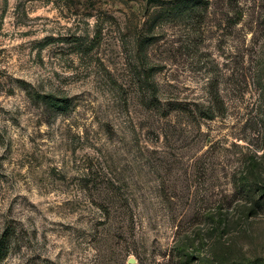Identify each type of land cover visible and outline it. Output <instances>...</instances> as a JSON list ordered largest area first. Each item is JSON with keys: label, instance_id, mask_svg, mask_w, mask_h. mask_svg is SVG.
<instances>
[{"label": "rangeland", "instance_id": "obj_1", "mask_svg": "<svg viewBox=\"0 0 264 264\" xmlns=\"http://www.w3.org/2000/svg\"><path fill=\"white\" fill-rule=\"evenodd\" d=\"M179 1L0 0V264H264V0Z\"/></svg>", "mask_w": 264, "mask_h": 264}, {"label": "trees", "instance_id": "obj_2", "mask_svg": "<svg viewBox=\"0 0 264 264\" xmlns=\"http://www.w3.org/2000/svg\"><path fill=\"white\" fill-rule=\"evenodd\" d=\"M202 1L200 0H180L177 5V10L179 14L176 17H189L196 14L197 10H199V7H201L200 3ZM183 5V6H182ZM212 106L207 107L204 112H200V115L207 119V120H214L217 117H221L224 115V105L223 101L218 93L212 94ZM47 101L49 102L50 106L57 109L58 111H66L69 107L68 100H60L57 99L54 96H49L47 98ZM157 108L161 109V105H156ZM179 107H177L178 109ZM176 109V108H173ZM233 185L235 188L239 189L241 188V183H245L244 185L248 188L255 187L258 190L260 189L258 184L252 182V180L245 178V177H239L233 180ZM7 244H4V242H0V262L3 261L8 253L6 246Z\"/></svg>", "mask_w": 264, "mask_h": 264}]
</instances>
